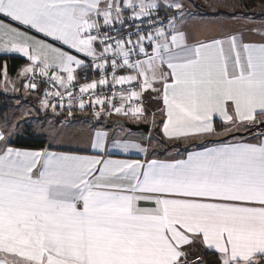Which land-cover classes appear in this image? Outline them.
<instances>
[{"label": "snow or ice", "instance_id": "6c2138e0", "mask_svg": "<svg viewBox=\"0 0 264 264\" xmlns=\"http://www.w3.org/2000/svg\"><path fill=\"white\" fill-rule=\"evenodd\" d=\"M208 6L227 20L192 34L184 0H0V54L28 61L0 87L67 113L43 147L0 127V264H264V17ZM145 93L169 143L233 140L157 157L111 119L148 122Z\"/></svg>", "mask_w": 264, "mask_h": 264}, {"label": "crops", "instance_id": "0c3cea01", "mask_svg": "<svg viewBox=\"0 0 264 264\" xmlns=\"http://www.w3.org/2000/svg\"><path fill=\"white\" fill-rule=\"evenodd\" d=\"M185 5H186V10L189 13H192V16L189 17L188 19V26H189V30L192 34H196L198 30H200L202 27H208L211 26L213 24H217V23H223L227 20V16L226 15H217L218 13H226V11H223L221 9L217 10H207L205 9L206 6H208V4L211 2H206L203 0H184ZM192 5H195V7H192ZM212 9V8H211ZM249 16V15H248ZM262 18V17H261ZM261 18H256L257 22H260ZM37 36V38H41L39 34H35ZM0 56H18L19 58L24 60V63L18 68L17 72L26 64H28L27 58L21 56L20 54H0ZM3 76V74H2ZM2 76L0 78V80L2 79ZM89 78H91V76H89ZM17 85H20V82ZM22 88V87H21ZM23 89V88H22ZM42 92V89H41ZM6 94V93H5ZM9 94V93H7ZM9 95H17L18 97L14 99L17 101H20V103H25L26 105H34L37 100L38 97L36 96V94H28L25 93V91L23 90V92L20 90L19 92H15V93H11ZM153 94L151 93H145L144 97H143V104L144 107L148 109L149 111V118L151 117V113L154 112L156 110V106H157V102L152 98ZM14 106H12L13 108ZM44 113V112H43ZM48 113L52 114V111L49 110L48 112L45 113V115H49ZM16 113H12V118L14 119L13 122H18V120L16 119L17 116ZM40 115V114H39ZM16 116V118H15ZM52 116V115H50ZM53 121H60L63 122V120H65V118H57V116L55 114H53L52 116ZM39 116H34L32 115L31 117H29V119H31L32 121L36 119H38ZM84 118H86L85 114H81L80 117L76 118L77 120H72V119H68L71 121V123L74 124H80L81 121L84 120ZM112 121H118L120 123L123 124H134V125H140V124H145L148 125V131L146 133L143 132H135V131H131L129 129H127L128 131L131 132H135L136 134H140V135H132L131 138L135 139L137 138L138 141H140L141 139L143 140H148V137H150L151 135L156 136L157 142L161 145L160 147H158L160 150L162 151H158L156 152V156L163 159L166 157H177V158H186V149H191V150H195V151H203L204 148L202 147V145L206 144L208 147H212V146H216L218 145L221 141H217L219 138L218 136H214V137H209L207 139H205L204 141H200L197 140L195 141V147H192L191 143H169L168 141L163 139V134L160 131V129L158 127L154 128L152 126L151 123V118L149 119V122H141V123H136V122H132V121H124L121 117H112L111 118ZM157 120H159V116L157 118ZM23 122V121H22ZM19 123V122H18ZM109 128L114 127V125L112 123L108 124ZM119 130V129H116ZM26 133H32L38 137H41L44 139L45 144L46 139L45 136L43 135H38L37 134V130L34 128H31L30 132H24L22 135H25ZM153 133V134H152ZM21 135L16 134L13 137V142L18 139ZM225 137V136H224ZM223 138V137H222ZM249 138V137H248ZM233 140V138L228 139L227 141H231ZM156 141V140H155ZM207 141V142H206ZM225 141V140H224ZM44 144V145H45ZM114 159H135V158H140L143 159L144 157L142 155L136 154V153H130L127 156L123 155V154H117L113 156Z\"/></svg>", "mask_w": 264, "mask_h": 264}, {"label": "rangeland", "instance_id": "374dc122", "mask_svg": "<svg viewBox=\"0 0 264 264\" xmlns=\"http://www.w3.org/2000/svg\"><path fill=\"white\" fill-rule=\"evenodd\" d=\"M205 9H207V10H219V9H221V10H223V11H226V13H230V9H227V8H220V7H217V8H215V9H211L209 6H206V8ZM237 11L239 12L240 11V9H237ZM246 15H249V16H255L256 18H261V17H264V13H262V11H261V9H259V8H257V9H255V10H253L251 13H245ZM259 23V22H258ZM19 72V71H18ZM17 72V73H18ZM10 78H11V80H13V81H15L16 82V85H17V82H18V84H19V82L21 83V81L22 80H24V78L23 77H20L19 79H17V74L15 73L13 76H10V75H8ZM3 82V76H2V79L0 80V83H2ZM26 82V81H25ZM18 86V85H17ZM21 91L23 92V89L21 88ZM7 94V93H9V94H11V93H15L14 91H12L11 90V85H9V90L7 91V92H5V90L2 88V87H0V94ZM8 94V95H9ZM12 102V106H14L13 108H12V113L14 114V113H16L17 115V118H16V116H15V118L18 120V122H19V124L20 125H22V128H19V129H17V134L18 135H22L24 132H30V130H31V128H34V129H36L37 130V133H39L40 132V130L42 129V128H47L48 127V125H49V122H53V123H55V121H53V114L54 113H48L49 115H45V112L43 113V111H40L39 110V104H38V100H37V102L34 104V105H26L25 103H20V101H17V100H12L11 101ZM31 111V115H28V113ZM22 114H24V116H23V118L21 119V115ZM40 114V115H39ZM12 115V114H11ZM32 115H34V116H39V118L38 119H36V121L35 120H31V119H29V117H31ZM50 115H52V116H50ZM57 116V115H56ZM151 118V117H150ZM149 118V119H150ZM157 118H158V116H157ZM84 119H86V118H84ZM75 120H77V119H75ZM23 121V122H22ZM64 121V120H63ZM150 121V120H149ZM148 121V122H149ZM57 122V121H56ZM68 123L69 124H72V125H80V124H74V123H71V121L70 120H68ZM150 123V122H149ZM56 126L59 128L60 126H61V124L60 123H57L56 124ZM154 128H156L154 125H152ZM117 131H119V130H117ZM153 134V133H152ZM124 135H126L127 137H129L130 138V140H131V142H139L138 140H137V138H135V139H133V138H131L132 137V135H140V134H136L135 132H131V131H126L125 133H124ZM224 136H226V135H219L218 137L219 138H222V137H224ZM246 138L247 137H250L249 139H251V136H250V134L249 135H247V136H245ZM45 139H46V142H47V138L45 137ZM148 139H151L152 140V142H153V144H157L158 142H157V139H156V136H155V134L154 135H151L150 134V137H148ZM156 140V141H155ZM207 142V141H206ZM160 145V144H159ZM161 146V145H160ZM156 152H158V151H162V150H160L159 148H156V150H155Z\"/></svg>", "mask_w": 264, "mask_h": 264}, {"label": "trees", "instance_id": "16d2710c", "mask_svg": "<svg viewBox=\"0 0 264 264\" xmlns=\"http://www.w3.org/2000/svg\"><path fill=\"white\" fill-rule=\"evenodd\" d=\"M209 2L211 0H203ZM245 3L248 4L249 9L246 13H251L253 10L259 8L257 0H244ZM260 9V8H259ZM24 63V60L19 58L18 56H0V78L2 76L3 66L7 65L8 75L13 76L18 68ZM42 93V92H41ZM16 95H8V94H0V127H2L5 123V117L14 121L12 118V100L17 98ZM81 112L78 110L74 113V118H70L72 120L81 116ZM67 113L64 112L61 115L57 116V118H65ZM248 138V137H247ZM250 138V137H249ZM14 146L17 147H26V148H38L43 147L45 141L43 138L38 137L32 133H26L25 135H21L18 139L13 142ZM209 264H212L213 257L211 255L206 256Z\"/></svg>", "mask_w": 264, "mask_h": 264}, {"label": "water", "instance_id": "95a60500", "mask_svg": "<svg viewBox=\"0 0 264 264\" xmlns=\"http://www.w3.org/2000/svg\"><path fill=\"white\" fill-rule=\"evenodd\" d=\"M126 128L131 130V131H135V132H143L146 133L148 131V125L145 124H140V125H134V124H125ZM264 130V129H262ZM237 137L240 136H247L249 135V133H236L235 134ZM230 138H233L231 135H226L225 137L218 139L217 141H224V140H228Z\"/></svg>", "mask_w": 264, "mask_h": 264}, {"label": "built area", "instance_id": "2783aa9c", "mask_svg": "<svg viewBox=\"0 0 264 264\" xmlns=\"http://www.w3.org/2000/svg\"><path fill=\"white\" fill-rule=\"evenodd\" d=\"M161 14L163 15V13H161ZM42 92H43V89H42ZM90 98H91V97H89V96H85V97H84L85 101H88Z\"/></svg>", "mask_w": 264, "mask_h": 264}]
</instances>
